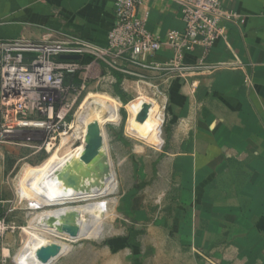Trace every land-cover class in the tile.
<instances>
[{"label":"crops","instance_id":"1","mask_svg":"<svg viewBox=\"0 0 264 264\" xmlns=\"http://www.w3.org/2000/svg\"><path fill=\"white\" fill-rule=\"evenodd\" d=\"M114 2L0 0V39L73 34L105 46ZM220 2L244 25H226L214 43L208 62L218 67L186 79L150 76L158 87L150 145L161 146L150 156L148 143L131 144L118 163L129 222L123 238L104 245L105 264H264V0ZM145 11L160 38L181 28L172 2L146 0ZM199 55H184V64ZM128 84L122 79L124 92Z\"/></svg>","mask_w":264,"mask_h":264},{"label":"built area","instance_id":"2","mask_svg":"<svg viewBox=\"0 0 264 264\" xmlns=\"http://www.w3.org/2000/svg\"><path fill=\"white\" fill-rule=\"evenodd\" d=\"M145 1L115 0L105 46L73 34L38 41L0 39V143L27 128L43 129L48 142L54 141L55 122L66 126L65 119L91 76L113 78L116 73L142 82L149 89L146 101L154 105L158 87L150 76L168 81L212 72L218 65L208 62V56L217 39L224 37L225 26L240 30L244 25V18L220 0H166L175 4L181 28L170 29L160 38L147 28L149 12L139 14ZM196 51L200 52L197 63L184 64V55ZM162 53L168 56L156 60ZM61 56L81 59L61 60ZM85 57L91 59L88 64L81 63ZM66 78H71L68 83Z\"/></svg>","mask_w":264,"mask_h":264},{"label":"rangeland","instance_id":"3","mask_svg":"<svg viewBox=\"0 0 264 264\" xmlns=\"http://www.w3.org/2000/svg\"><path fill=\"white\" fill-rule=\"evenodd\" d=\"M123 80L130 84H128L126 92L121 87L122 81L119 85L125 95V102L121 103L114 92L116 83L114 77L104 74L99 75L98 78L91 76L87 79V86L82 96L73 107L70 116L65 119L66 126H61V122H55L56 132L52 136L55 137L54 141L48 142V133L43 129L27 128L18 135L9 137L0 143V226L3 228L0 232V264H20L16 256L28 242L31 243V235L45 239L47 244H52V240H55L69 245V252L53 264H105L104 245L107 241L123 238L122 233L125 232H123L122 226L129 222V216L126 213V208H122L118 198V174L120 171L118 163L130 154L131 144L146 145L148 143L146 153L150 156L156 155L158 152L153 149H158L161 146H152L150 144L153 143V139H141L130 131L128 123L131 115L128 106L139 100L147 102L149 89L144 83H136L132 79L124 78ZM98 99L118 106V122L108 123L103 127L113 163L116 192L112 196L100 200L104 202V213L100 218L102 235L98 239H84L69 243L54 238L33 225L32 220L36 215L56 208L38 198L33 188L35 182L32 181L33 170L40 167L53 154L57 153L62 156L66 149H72L81 142V138L76 139L75 130L82 105H86L87 111L92 114H99L100 117L106 116L101 106L93 103ZM153 116L156 118L155 112H153ZM84 130V127L80 130V136L83 135ZM139 153L131 154L132 157L138 159ZM84 204L81 202L79 205ZM68 206L78 205L69 204ZM39 220L42 223L45 221ZM43 248L46 246L41 249ZM30 256L32 255L30 254ZM34 257L38 258L37 255Z\"/></svg>","mask_w":264,"mask_h":264},{"label":"bare ground","instance_id":"4","mask_svg":"<svg viewBox=\"0 0 264 264\" xmlns=\"http://www.w3.org/2000/svg\"><path fill=\"white\" fill-rule=\"evenodd\" d=\"M93 103L100 105L106 116L92 114L87 111L86 105H82L75 130L76 139L81 138V142L72 149H66L62 156L53 154L40 167L33 170L32 181H35L33 188L38 198L56 207L36 215L32 220L33 225L46 234L69 243L84 239H98L102 235L100 218L104 213V202L100 200L116 192L115 173L103 127L108 123L118 122V106L102 99ZM142 104H148L151 108L145 116L139 114ZM128 108L131 115L128 123L130 131L141 139L151 140L154 126L153 104L139 100ZM83 127L85 130L80 136V130ZM93 131L99 133L101 143L96 148L94 156L85 162L83 156ZM81 202L85 204L79 205ZM69 204L78 206H68ZM38 218L45 221L42 223ZM66 219L73 222L79 229L74 238L60 231ZM31 238V243L28 242L16 256L20 264H31L30 262L53 264L70 249L69 245L60 241L52 240V244H47L45 239L34 235H31ZM44 246L46 248L41 249ZM36 255L38 258L34 257Z\"/></svg>","mask_w":264,"mask_h":264},{"label":"water","instance_id":"5","mask_svg":"<svg viewBox=\"0 0 264 264\" xmlns=\"http://www.w3.org/2000/svg\"><path fill=\"white\" fill-rule=\"evenodd\" d=\"M61 60H72L79 61L81 58L79 56H61ZM150 106L148 104H142L140 108L139 114L140 116H145L150 111ZM101 138L97 131H93L91 134V139L88 141L85 155L83 156V160L85 162L89 161L93 156L96 148L100 145ZM60 231L65 232L69 237L74 238L78 234V227L71 222L69 219H66L64 223L60 227Z\"/></svg>","mask_w":264,"mask_h":264},{"label":"trees","instance_id":"6","mask_svg":"<svg viewBox=\"0 0 264 264\" xmlns=\"http://www.w3.org/2000/svg\"><path fill=\"white\" fill-rule=\"evenodd\" d=\"M90 58L89 57H85V58H83L82 59V61H81V63L82 64H88L89 62H90ZM113 77L115 78V81H116V83H115V85H114V92H115V94L118 96V99H119V101L121 102V103H124L125 102V95H124V93L120 90V83H121V79H122V76L121 75H119V74H116V73H113ZM71 78H66V80H65V83H68L69 82V80H70ZM72 82L75 84V85H78L79 84V81L76 79V78H73L72 79Z\"/></svg>","mask_w":264,"mask_h":264}]
</instances>
